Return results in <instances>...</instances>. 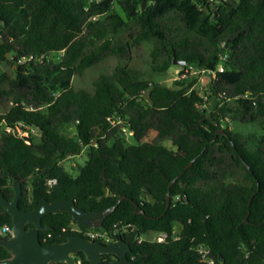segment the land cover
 <instances>
[{
    "label": "trees",
    "instance_id": "trees-1",
    "mask_svg": "<svg viewBox=\"0 0 264 264\" xmlns=\"http://www.w3.org/2000/svg\"><path fill=\"white\" fill-rule=\"evenodd\" d=\"M117 1L124 14L115 0H0V64L14 69H0V189L12 198L18 178L25 209L46 196L98 210L126 195L105 228L117 224L132 264H264V0H220L215 12L216 0ZM149 40L154 69H169L176 53L207 72L205 92L196 74L173 85L144 77L131 59ZM110 57L125 61L97 74L92 88L73 84ZM17 124L39 139L8 129ZM69 124L75 132L63 131ZM84 149L88 159L75 175L62 161ZM42 221L52 227L40 231L43 243L87 228L65 210ZM12 222L0 204V224ZM129 223L132 231L121 228ZM153 230L169 236L135 237ZM9 255L0 245V257ZM76 256L90 264L83 251ZM114 256L104 254L101 264Z\"/></svg>",
    "mask_w": 264,
    "mask_h": 264
},
{
    "label": "water",
    "instance_id": "water-1",
    "mask_svg": "<svg viewBox=\"0 0 264 264\" xmlns=\"http://www.w3.org/2000/svg\"><path fill=\"white\" fill-rule=\"evenodd\" d=\"M219 3L220 0H216L214 3V12ZM213 18H215V13ZM173 63L186 65L187 61L178 58L174 53ZM218 131L226 133L224 127ZM194 160L195 158L186 165L184 170L189 168ZM175 180L173 179L169 183V188ZM13 187L15 194L12 198H8L0 189V204L13 217L12 234L8 237L0 236V245L10 251L9 256L0 257V264H54L55 262L77 264L76 254L80 251L85 253L90 264H101L106 253L116 255L114 264L133 263L128 254L131 251V245L123 238L103 242L80 233L69 235L67 239L53 243H43L40 239L41 230L52 228L43 223V216L57 210L68 211L85 227L105 228V219L116 209L119 202L127 197L126 195H121L116 204L98 210H88L78 206L75 199L70 197L51 200L46 196L41 197L33 208L25 209L20 206V198L23 193L22 182L18 178H14ZM171 201L172 196L169 190L167 192V208L171 206ZM136 207L139 208L138 203H136ZM138 212H142V210L139 209Z\"/></svg>",
    "mask_w": 264,
    "mask_h": 264
},
{
    "label": "rangeland",
    "instance_id": "rangeland-1",
    "mask_svg": "<svg viewBox=\"0 0 264 264\" xmlns=\"http://www.w3.org/2000/svg\"><path fill=\"white\" fill-rule=\"evenodd\" d=\"M238 0H226L228 3V6H233L237 3ZM113 9L121 12L124 14L119 2L115 0L114 5L112 7ZM1 30V25H0ZM153 41H144L141 45V47L136 50L132 57V64H135L136 66H139L144 71V77L150 79L152 82H158L163 83L167 85H173L176 78L185 76L186 74H196L199 75V82L198 86L202 89V92H205V87L208 82V75L207 72H204L202 70L197 69L193 66H185L181 64H173L169 69L164 71H159L154 69L151 61V50L153 48ZM51 57L58 59L59 53L53 52L51 54ZM124 58H118V57H110L106 59L105 61H102L96 65L91 66L88 68L83 75H76L73 78V84L75 86H85L88 88L93 87V79L94 77L99 74L102 71H110L117 63L124 62ZM7 68L10 71L14 72V69L5 64H0V69ZM146 95L148 91L145 92ZM230 105L235 106L237 104V101L232 100L229 101ZM5 106H0V111H4ZM223 126H227L232 130H241L244 133L248 132H256L260 133L263 131L261 127L255 123H245L241 121H224ZM9 130H12L17 135H27L29 133H33L35 135L36 140L39 139V131L37 130H30V128L23 126L22 124H17L14 127H8ZM76 128L74 125L69 124L65 127H63L64 132H75ZM124 134L127 137V140L129 143H136V138L131 134L129 129L124 130ZM155 134L154 130H151L150 136H153ZM164 143L168 146H171L173 148H176L175 145L172 144L171 140H166ZM88 159V152L87 149H84L81 153L74 154L66 158L62 161V164L69 169L73 174L77 175L80 172L81 166L85 164L86 160ZM29 193H30V186H29ZM178 227L179 225L176 224ZM147 236V235H145Z\"/></svg>",
    "mask_w": 264,
    "mask_h": 264
},
{
    "label": "built area",
    "instance_id": "built-area-1",
    "mask_svg": "<svg viewBox=\"0 0 264 264\" xmlns=\"http://www.w3.org/2000/svg\"><path fill=\"white\" fill-rule=\"evenodd\" d=\"M220 70H223L224 67L223 65L219 66ZM210 71V70H208ZM52 181H56V180H50V182ZM116 227L114 228H91V227H87L86 229H80L84 235H86L87 237L94 239V240H101L103 242H109L112 241L115 238L116 235L119 233V229L117 228V224L115 225ZM123 230H127L130 229L131 231L134 229L132 224H125L121 227ZM12 234V225H10L9 223H3L0 224V236L2 237H8ZM51 234L49 233V236ZM147 235V236H145ZM169 236V233L167 231H157V230H153L148 232L147 234H136L135 237L139 240L142 239H151V240H164L165 238H167ZM172 238H177L178 234L174 233L171 235ZM44 240H47V236L44 237ZM77 258V264H85L83 262V260L81 258Z\"/></svg>",
    "mask_w": 264,
    "mask_h": 264
},
{
    "label": "flooded vegetation",
    "instance_id": "flooded-vegetation-1",
    "mask_svg": "<svg viewBox=\"0 0 264 264\" xmlns=\"http://www.w3.org/2000/svg\"><path fill=\"white\" fill-rule=\"evenodd\" d=\"M116 258V255L114 256V259Z\"/></svg>",
    "mask_w": 264,
    "mask_h": 264
}]
</instances>
